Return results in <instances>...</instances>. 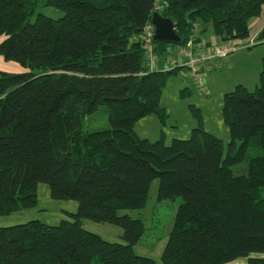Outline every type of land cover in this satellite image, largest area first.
Wrapping results in <instances>:
<instances>
[{"label": "trees", "instance_id": "1", "mask_svg": "<svg viewBox=\"0 0 264 264\" xmlns=\"http://www.w3.org/2000/svg\"><path fill=\"white\" fill-rule=\"evenodd\" d=\"M54 7L52 19L37 8ZM264 0H0V55L25 70H0V216L37 205L40 184L78 211L50 226L0 228V264H157L137 255L145 226L120 211L181 197L163 264H264V57L254 90L226 93L224 142L202 128L167 145L138 137L136 123L163 116V88L176 70L152 69L141 39L158 12L181 37H250ZM258 40H264V30ZM155 57L173 44L152 42ZM259 45V44H258ZM160 63V62H159ZM106 106L109 129L83 120ZM249 152H259L251 156ZM246 173L235 167L246 162ZM83 220L123 229V243L86 230Z\"/></svg>", "mask_w": 264, "mask_h": 264}, {"label": "rangeland", "instance_id": "2", "mask_svg": "<svg viewBox=\"0 0 264 264\" xmlns=\"http://www.w3.org/2000/svg\"><path fill=\"white\" fill-rule=\"evenodd\" d=\"M39 13L56 20L64 16V12L54 7L39 6L36 14ZM261 17H264V14ZM155 30L154 26L151 31H145L141 38L145 43L146 53H149L147 64H151L152 69L159 70V68H164L166 71L169 68L176 70V72L168 78L160 97L159 107L164 111L163 116L150 114L140 119L135 125L136 134L141 139H147L152 142L163 140L169 145L175 136L185 139L181 137L188 138L194 128H202L224 142L225 154H227L231 141V132L223 118L225 95L234 90L238 84H244L249 90L256 88L258 84L257 75H260L259 72L256 74V58L254 55L264 50V44L258 46L259 40L250 39L252 37L250 34V37L243 40L245 43L254 42L256 44L255 48H242L235 53L229 54L224 59L214 62L217 64V68L211 72L206 71L204 86L207 90L204 92L200 91L192 83L190 78V74H192L191 68L188 70L183 65L175 63L172 60L173 57L168 60L171 55L169 51L177 50L181 43L173 44L166 49L167 51L165 52L168 53L157 55L156 59L155 55H153L156 51L155 44H151L154 42ZM255 31L253 30L250 33ZM204 33L202 32V37L209 36ZM217 38H219L220 42L211 41L209 43L211 45L217 44V46L222 45L224 41L220 37ZM202 40L205 41L206 39ZM232 41L242 42L239 40ZM153 50L154 52H152ZM224 60L223 69L221 70L220 63ZM211 67L214 66H210V69ZM0 70L18 73L25 69L15 62L4 60L0 55ZM83 127L85 131L90 132L109 129L108 108L102 106L96 113L86 116L83 120ZM249 154L255 156L259 152H249ZM249 154L246 162L234 168L236 173L247 172ZM158 189L159 180L157 179L150 188L145 208L120 211L119 215H128L132 219H138L144 223L145 234L141 242L134 247V252L139 256L154 260L157 264H163L162 254L173 228L175 215L179 206L183 203V199L177 197L160 201ZM37 201V205L30 210L0 216V228L25 224L33 220L41 221L50 226H58L63 220H70L69 213H77L79 207L78 203L72 200L53 199L50 194V188L46 184L39 185ZM82 222L86 230L101 236L104 240L112 243H123L122 228L107 223H95L90 220H83ZM238 261V264H248L245 258H240ZM93 264L102 263L96 260Z\"/></svg>", "mask_w": 264, "mask_h": 264}, {"label": "built area", "instance_id": "3", "mask_svg": "<svg viewBox=\"0 0 264 264\" xmlns=\"http://www.w3.org/2000/svg\"><path fill=\"white\" fill-rule=\"evenodd\" d=\"M153 27V23H150L145 28V31H151ZM255 46L256 44L251 41L248 43L244 41L237 43L232 40L222 42L220 46H217V44L211 45L209 42L201 40L196 34L190 36L188 41L180 45L177 50H170L169 53H171V55L168 60L173 57L172 60L175 63L183 65L184 68L188 70L191 68L192 74H190V78L192 83H194L200 91L206 92L207 89L204 86V81L206 71L209 69L211 63L220 61L229 54L235 53L242 48H253ZM150 66L152 67L151 64Z\"/></svg>", "mask_w": 264, "mask_h": 264}, {"label": "crops", "instance_id": "4", "mask_svg": "<svg viewBox=\"0 0 264 264\" xmlns=\"http://www.w3.org/2000/svg\"><path fill=\"white\" fill-rule=\"evenodd\" d=\"M263 14H264V7H263V13H262V15L261 16H263ZM261 16H259L257 19H255V20H253L252 22H251V24H250V29H251V31H253V30H256L254 33H251V35H252V37L250 38V39H257L258 40V36H259V34L264 30V17H261ZM209 36L208 37H202V39H206L205 41H207V42H215V43H217V42H220V40H219V38H217V37H215V35H213L211 32H208L207 33ZM249 39V40H250ZM262 44H264V40L263 41H259V45H262ZM258 45V46H259ZM256 47V46H255ZM255 47H253V48H255ZM248 49H252V48H248ZM254 57L256 58V74H258V72H259V75H260V72H261V69H262V60H263V57H264V50H261V51H259V52H257L255 55H254ZM225 62V60L223 61V62H221L220 64V66L222 67L221 68V70L223 69V63ZM230 63V62H229ZM216 65L217 64H215L214 62L213 63H211L210 64V66H214V67H211V69H210V66H209V69H207V71H209V72H211L212 70H215L217 67H216ZM257 80H258V84H259V80H260V76H258L257 75ZM258 84H257V86H258ZM238 85H243V86H245L244 84H238ZM237 85V86H238ZM236 86V87H237ZM256 86V87H257ZM235 87V88H236ZM246 87V86H245ZM247 88V87H246ZM177 136H175V138H176ZM181 138H186V137H181ZM239 263V261L237 260V261H235V262H233V264H238Z\"/></svg>", "mask_w": 264, "mask_h": 264}, {"label": "water", "instance_id": "5", "mask_svg": "<svg viewBox=\"0 0 264 264\" xmlns=\"http://www.w3.org/2000/svg\"><path fill=\"white\" fill-rule=\"evenodd\" d=\"M152 23L155 26L154 42L180 44L182 39L176 32L175 24L170 18L162 17L158 12L153 14Z\"/></svg>", "mask_w": 264, "mask_h": 264}, {"label": "bare ground", "instance_id": "6", "mask_svg": "<svg viewBox=\"0 0 264 264\" xmlns=\"http://www.w3.org/2000/svg\"><path fill=\"white\" fill-rule=\"evenodd\" d=\"M200 38V37H199ZM201 39V38H200ZM202 40V39H201Z\"/></svg>", "mask_w": 264, "mask_h": 264}]
</instances>
